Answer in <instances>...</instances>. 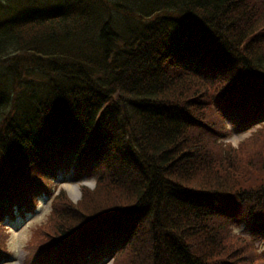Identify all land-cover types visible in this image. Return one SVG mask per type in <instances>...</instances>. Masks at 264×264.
Segmentation results:
<instances>
[{"label":"trees","instance_id":"16d2710c","mask_svg":"<svg viewBox=\"0 0 264 264\" xmlns=\"http://www.w3.org/2000/svg\"><path fill=\"white\" fill-rule=\"evenodd\" d=\"M17 2L35 15L19 17ZM262 102L264 0H0V220L31 203L3 194L14 180L28 196L62 164L103 161L95 193L107 202L62 192L41 247L92 225L69 264L103 252L114 264H264L252 246L264 189L228 163L238 152L218 143L212 107L259 116ZM263 138L260 127L242 150ZM241 211L253 240L220 227Z\"/></svg>","mask_w":264,"mask_h":264},{"label":"rangeland","instance_id":"374dc122","mask_svg":"<svg viewBox=\"0 0 264 264\" xmlns=\"http://www.w3.org/2000/svg\"><path fill=\"white\" fill-rule=\"evenodd\" d=\"M12 83H11V85H12ZM15 83L18 84L19 82L15 81ZM245 105L246 106L248 105V103H246V101H245ZM212 107L215 109L213 104H212ZM215 112L218 114L216 109H215ZM226 125H227L229 132H228V130H226L227 129ZM226 125L225 124L222 125L223 129L225 130V133H223V135L220 136V138L218 139V143H222L224 146V147L223 146L222 147L224 149H228V150L235 149L238 152L237 154H232V152L230 151L227 154V156L229 157V159H227V161H229L228 163L229 164H231V163L236 164V165L232 164L237 169L236 172H238L240 174L249 175L248 177L251 179V182L256 181L257 185L261 184V187L264 186V171L261 172V158L264 157L263 156L264 138L261 139V142L252 143L247 148L245 147L242 150V148L244 146H246L247 142L249 141L251 134L253 132L259 130V129H256L258 124L253 125L251 128L248 127V129H247L248 132H246V133H240L239 131H236L237 128L233 125V123L230 121V119L226 120ZM261 134H262V131H261ZM207 150H209L208 156H210L212 160H215V157H214L215 153L213 152V149L210 150V147H209ZM253 151H254V155H253ZM208 167H211V166H208ZM211 170H212V168H211ZM63 179H68V180H70V182L62 183L61 180H63ZM197 179H198V181H196L195 183L198 185H202V183L200 182L201 178H197ZM59 183H62V184L58 185V186H56L55 182H54V184H52V188L55 189V194L59 193L60 190L66 191V197H67L66 200L70 203H73V204H78L80 202L81 197H82L81 191H82L83 187H86L89 189V191L87 192V195L85 197L88 203L91 202L89 197L94 196L95 202L101 206V205H104L105 202H107L105 199L109 196L108 193H105V198H104V197L95 193V189L97 188L96 187L97 178H95V179L84 178L81 181L75 182L74 179H72V177L69 175V176H65V177L62 176L60 178ZM201 188H204V187H201ZM71 192H73L74 195ZM43 200H44V198H43ZM43 200H41V202L38 205V208L36 209L37 213L35 215L29 217V219L26 221L25 226H23L21 228L15 227V229H16L15 230L12 228L10 229V227L7 224H0V226L3 229V234L1 237V241H0V253L4 254V253H6L5 251L10 250L11 253L13 254V258H15L17 260V262L9 263V264H22L26 260V257H28V258L33 257L35 252L29 248V246L32 244H35V247L38 249L39 254L44 249L41 247V245L39 243V241H41L42 237H43V234L40 230V226L43 223H45L46 217L48 216L49 212L51 211V201L50 200L43 201ZM125 206H128V205H126V204L121 205L117 208H122ZM111 207H108L105 209H104V207H102V210L107 211ZM105 211L102 213H105ZM13 225L17 226L18 224L16 222H14ZM6 227H8L10 229L9 230L10 232L8 234H6V236H5L4 235V228H6ZM220 227L222 229H225L228 232H230L232 240H237V238H239V237H243L245 239L246 238H250V239L253 238V234L251 232L252 230H247V227L244 225L241 227L232 226L230 221H223L222 220ZM75 232H76V230L71 229L69 234H74ZM107 238H108L107 233H105V243H107L106 242ZM252 246H253V249L258 254L261 250L260 249L261 245H260V242L258 241V239L253 241ZM59 258H60V254L54 256L55 260H59ZM107 260H110L109 263L107 262ZM92 263H94V262L91 261L89 264H92ZM94 264H114V263H112L111 259L98 258V259H96V263H94Z\"/></svg>","mask_w":264,"mask_h":264},{"label":"bare ground","instance_id":"6f19581e","mask_svg":"<svg viewBox=\"0 0 264 264\" xmlns=\"http://www.w3.org/2000/svg\"><path fill=\"white\" fill-rule=\"evenodd\" d=\"M72 194H73V192H71ZM74 195V194H73ZM242 207H244V206H242ZM242 212V214L244 213V211H241ZM245 214V213H244ZM246 215V214H245Z\"/></svg>","mask_w":264,"mask_h":264}]
</instances>
